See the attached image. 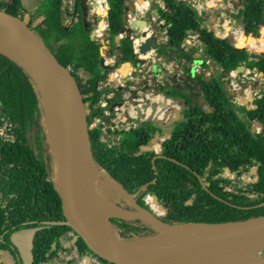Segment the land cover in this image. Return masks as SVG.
<instances>
[{"label":"trees","instance_id":"1","mask_svg":"<svg viewBox=\"0 0 264 264\" xmlns=\"http://www.w3.org/2000/svg\"><path fill=\"white\" fill-rule=\"evenodd\" d=\"M39 1L35 12L40 14L42 25L50 27L53 33L44 37L37 27L32 26L31 18L28 25L57 60L70 68L88 109L87 121L90 124L93 116L100 113L101 96L110 91L101 82L121 63H139L128 36L122 35L119 45L114 39L123 27L122 15L129 0H106L105 54L115 56V63L105 68L99 63L100 42L90 39L89 29L84 28L82 20L78 18L70 24L63 22V0ZM158 1L166 4L167 10ZM150 2L158 12L152 27L160 29V21L166 23V38L169 47L176 50L175 58L199 60L201 69H206L213 60L218 69L207 79L204 72H193L187 63H182L178 82L170 80L161 84L151 78L146 88L180 101V117L169 124L136 119L137 124L119 131V139L110 145L101 139L100 125L91 128V151L97 168L119 187L134 194L135 203L146 211L154 212L145 201V196L153 193L157 198L154 201L151 196L153 206L157 207L160 215L165 213L163 219L170 224L216 223L263 215L264 86L252 103L257 112L254 124H262V127L251 131L253 119L245 106L241 107V114L233 107L225 92V83L229 82L225 77L243 61L246 68L256 67L264 77V58L248 54L245 50H235L230 36L219 37L207 27H200L197 12L187 0ZM141 4L146 6L147 2L142 0ZM0 7L22 16L21 0H1ZM263 9L264 0H247L235 17L237 22L256 30L264 25ZM189 29L195 31L200 43L185 48L183 40ZM235 46H245L249 51L264 56V28L250 37L240 32ZM155 52L160 56L163 49L158 48ZM95 82L99 83L97 88ZM146 82L143 79L138 85L145 89L143 85ZM131 84L132 81H126V86ZM127 89L125 87L124 90ZM121 94L122 90L117 91V102ZM200 97L204 98L202 104L197 103ZM209 106L211 110H208ZM41 108L39 93L30 76L17 62L0 53V127L6 128L0 134V257L6 253L5 257L13 256L10 236L14 232L37 227L33 264H41L39 257L44 255L48 259L58 256L57 250L62 249L60 238L71 231L67 225L53 223L63 221L64 216L60 197L51 179L53 160ZM151 110L148 106L146 113H151ZM153 112L157 116L165 114L158 105ZM155 143L159 144L157 150ZM252 166L258 168L257 182L239 185L238 177L248 173ZM225 168L234 177H224ZM95 179L96 184L112 187L99 171L95 172ZM222 185H228L230 189H224ZM97 189L100 196L98 204L109 220L120 218L108 216L109 213H122L117 205L134 210L118 192L108 198L103 193L104 189ZM162 192H168L174 199L160 204ZM184 201L187 202L185 206L182 204ZM111 225L122 239L157 233L143 221L111 220ZM69 250L75 256L65 258L66 264H77L84 256H94L80 238L71 243ZM260 256L264 257V248Z\"/></svg>","mask_w":264,"mask_h":264},{"label":"water","instance_id":"2","mask_svg":"<svg viewBox=\"0 0 264 264\" xmlns=\"http://www.w3.org/2000/svg\"><path fill=\"white\" fill-rule=\"evenodd\" d=\"M91 1L96 17L93 19L95 28L89 30V37L90 39L99 40V63L101 67L105 68L108 66L105 58L107 42L104 37L97 38L99 36L97 29L100 26L99 19L106 21L108 6L105 0L106 8L104 13L100 14L97 1ZM158 2L167 10L166 4L161 1ZM76 9L77 2H74L71 20L74 19ZM129 11L136 12L133 20L128 19L127 14ZM169 12L172 11L169 10ZM152 13L154 16H158L157 8H153ZM122 21L123 27L120 33L114 37L117 45H119L118 40L122 35L129 37L130 34L134 33L135 35L145 36L139 44L141 53L145 54L150 49L156 48V42L150 37L152 32L148 31L145 11L143 8H137V0H129L122 15ZM83 23L86 27L84 19ZM165 25L166 23L160 24V26ZM186 33L188 35L195 33V31L189 29ZM232 46L237 47L235 43ZM0 53L17 62L32 79L41 100L42 122L45 105L48 104L51 108L57 133L55 146L49 141L45 127L44 131L53 160L51 179L60 197L64 216L63 221L53 223L70 227L72 233L71 243L80 238L95 257L109 264H232L241 251L250 247H253V250L264 247V214L243 220L216 223L170 224L158 212H150L140 208L133 199L134 194L128 193L121 187L122 191L113 189L123 195L134 207V210H127L117 205L124 216L111 220L143 221L155 228L157 233L140 238L122 239L117 232L113 236L99 232L95 228L88 210L91 202L97 203L99 201L95 179V172L99 169L91 151L90 128L87 121L88 109L69 67H65L57 60L50 49L28 25L27 13L23 16L14 15L1 7ZM252 53L256 57H261V54L254 51ZM137 65L133 66L129 61H125L116 68V71L124 81H127L130 76L135 75L137 72ZM210 68L215 70L213 60L207 67V71ZM244 69L243 61L234 71L242 73ZM248 69L257 72L256 67L250 66ZM112 74L111 72L109 75ZM257 74L258 80L245 81L238 87H233L230 82L225 83L226 94L236 99L246 109L254 108L252 103L255 94L264 86L262 72H257ZM145 76H147V73ZM206 78L210 79V75H206ZM98 84V82H95V88L98 87ZM103 87L109 89L110 85L104 83ZM116 94L117 91H113L110 98L109 109L111 111L115 110L114 106L117 104ZM129 101L132 104L135 103L132 98ZM203 101L204 98L200 97L197 103L202 104ZM155 105L154 103L148 105L152 109L151 113H145L144 115H142V110L148 107L145 103L141 104V108L135 107L137 118L140 121L169 124L177 120L182 112L181 103L177 100L169 99V101L158 104L160 108L165 110L163 116L154 114L153 108ZM208 110H211L210 106ZM250 130H256L253 122ZM165 135L168 136L169 134L166 133ZM252 169L255 171L256 176L249 181V184L256 183L258 179L257 166ZM225 171H229V169L225 168ZM182 204L185 206L187 202L184 201ZM166 215L170 216L168 213ZM191 226L198 227L199 230H195ZM163 228L169 230V233L161 235ZM37 229L36 227L28 231L14 232L10 236L11 243L18 252L21 264H33L34 238ZM259 262L264 264V257L260 258ZM0 263L14 264L11 257L0 259Z\"/></svg>","mask_w":264,"mask_h":264},{"label":"rangeland","instance_id":"3","mask_svg":"<svg viewBox=\"0 0 264 264\" xmlns=\"http://www.w3.org/2000/svg\"><path fill=\"white\" fill-rule=\"evenodd\" d=\"M96 1H97V7L99 9L100 14L104 13V10H105V2L103 0H96ZM21 2H22V6H23V11H22L21 15L23 16V15H25L27 13L28 19L31 18V24H32V26L37 27L41 31V33H42V35L44 37H46V38L47 37H50V35H52V33H53V30L50 27H46V26L42 25V23L40 22L41 21L40 14L35 12V7L38 6V4H39L40 1L39 0H21ZM74 2H77L76 12H78L79 14L82 13V15L85 14V13L88 14L87 17H86V21L88 23H90L89 28L90 29L95 28L94 27V24L92 22V18L94 16L93 15V13H94L93 11L94 10H93V7L91 6V3H92L91 0H79V1H76V0H63L62 1V8L65 11L63 13V22L65 24H70V22H71L72 8H73V3ZM190 2H195V0H190ZM206 2H208V0H199L200 5L203 6V7H208L207 4H206ZM86 3L88 4V7H87ZM210 3H211V1H210ZM211 4L213 5L214 4V1ZM211 4H210V6H211ZM141 6H143V5L141 4ZM149 8H152V5L151 4H150ZM82 10H84V11H82ZM208 11H209L208 13H210L212 15V18L214 19L215 18L214 16L217 15V13H216L217 12V9H214L215 12L213 11V9H210ZM83 12H85V13H83ZM202 13L203 14L205 13L203 9H202V12L201 13H199V14L197 13L198 18H199L198 19V23H197L198 25L201 23L202 15H203ZM79 14H76V16L79 15ZM218 19H219V22H218L219 25L216 27V31H219V28H222V24H223L222 23V17L219 18L218 16H216L215 21L217 22ZM73 20H76V18H74ZM99 23H100V26L97 29V32H98V35L99 36H97V38L104 37V33L106 31V28L105 27L103 28V26H104V20L103 19H99ZM230 28L231 27H228V29H230ZM245 28H246V26L243 23H240V22H236L235 21L234 25L232 26V30H231L230 34H228V36H230L231 39H232V43H236L237 42V38H238V35H239L240 32L243 31L245 34H247V36L250 37V36H254L256 33H258L259 32V29L264 28V26H261L260 28H258L256 30H253L251 28L248 29V30H246ZM100 32L103 33V34L100 35ZM223 33L224 32H221L219 34L220 37H222V34ZM236 48H239L241 50V49L246 48V47L245 46H241V47H236ZM247 52L248 53H252V51H249L248 49H247ZM261 57L264 58L263 55H261ZM247 69L248 68H245L242 71V73L244 71H246ZM242 73H239L238 72L236 74V76H235V79L233 80L234 81V85H236V87H238L239 85H241V83L245 82V80H246L245 79V75L244 76L241 75ZM251 74H249V75L246 74V75L249 77V76H251ZM225 79L229 80V82H230V79L231 78L227 76V78L225 77ZM139 87H140L139 85L138 86H135L134 90H132L131 93H130L132 99L135 100V103L132 104L129 101V105L127 106V110H130V111L133 110V113L135 115H136L135 107L141 108V104L142 103H145L148 106L151 103H154V104L158 105L159 103L166 101V99L164 98V95L161 94V93H158V94L155 93V94H153V96H150L151 97L150 99H143V101H138L136 99L138 97V94H137V91L136 90ZM150 89H147V88L142 89V87H140V90L142 92H148ZM230 100H231V103H232L233 107L241 114V112H242L241 111V109H242L241 107L244 106V105L239 104L237 102V100L234 99V98H231L230 97ZM142 111H143L142 115H144L146 113V108L143 109ZM247 111L251 115V117L253 119L252 122L254 123L255 116L257 115L256 110L254 108H251V109H247ZM137 119L139 120V118H137ZM43 122H44V127L46 129V122H45L44 119H43ZM88 126H89V128H91L90 127V124H88ZM255 126H256V130H260L262 124L260 126H257V125H255ZM119 127H120V125L118 126V128H115L116 129L115 131L119 130L120 129ZM1 128H2L3 131L6 130L5 127H1ZM102 138H104L103 135H102ZM160 139H162V137ZM154 147L157 150L158 147H159V144L158 143H155L154 144ZM253 167L254 166H252L250 168V170H249L248 173H243L240 177H238V179L240 180L239 185H241V183H244V184L249 185V181L252 180L256 176L255 171L252 169ZM98 171L101 172V175L103 176V178H109L102 170H98ZM224 177L232 178V177H234V175H232L229 171H225L224 172ZM222 186H223L224 189H227V190L230 189L228 185H222ZM114 192H116V190H114L113 187H106L103 193H105V195L108 198H110L111 195H114ZM162 194H163V196L159 200L160 204L171 202V200L174 199V197H171L168 192H162ZM152 195H153V193L147 194L145 196V201L149 204V206L152 209H154V211L157 212V207L153 206V203H152V200L153 199L151 200V196ZM99 198H100V196H99ZM109 215H112V214L109 213ZM164 215H165V213H163V216ZM173 215H175V214H173ZM173 215H171V216H173ZM109 225H110V230H111L112 234L113 235H116V231H115L114 227L111 225V219L109 220ZM62 243L65 244V246H66L65 251L62 252L60 255L54 256L51 259H49L50 260V263H53V264H66L64 262V259L65 258H72L73 257L74 252L69 250L70 249V245H71L70 235L64 236L62 238ZM261 249L262 248H257L255 250H253L251 252L252 255L253 256H256L258 258H263L262 256H260ZM90 259L91 258H87V256H84L82 259H80V260L77 261V264H84V261H87V264H88L89 261H90ZM253 264H261V263L260 262H255Z\"/></svg>","mask_w":264,"mask_h":264},{"label":"built area","instance_id":"4","mask_svg":"<svg viewBox=\"0 0 264 264\" xmlns=\"http://www.w3.org/2000/svg\"><path fill=\"white\" fill-rule=\"evenodd\" d=\"M187 1L190 2V0H187ZM190 3L193 6V8H197L195 2H190ZM105 8H106V3H105ZM198 14H199V11H198ZM127 15H128L129 20H133L135 18V15H132L130 13H128ZM202 18H203V16H202ZM106 25H107V22L104 21L103 28L104 27L106 28ZM101 32H100V34H101ZM226 34H227V32L224 31V33L222 34V37H225ZM129 38L131 41V47H132L133 53L136 56V58L139 59L137 72L135 73V75L130 76V78L128 79V80L132 81L133 84L126 86V81H124L122 79L121 75L116 71V69H114L112 71L113 74L108 75L101 82L102 86L104 83H108L110 85V88H109L110 91H109V93L103 94L101 96V98L99 100L100 113L98 115H94L91 122H90L91 128H94L97 125H100V127H101V139L103 141L107 142L108 145L114 143L117 139H119V135H118L119 131L127 130L131 127H134L137 124V122H136L137 116L133 113V110H131V111L127 110V106L129 105V99L132 98L130 93H131V90H134L135 86H138L139 81L146 79L144 76L146 73L148 76L149 72L146 71V69H147V67L148 68L150 67L149 63L152 64L158 60V55L156 54V52L154 53L153 50L147 51L145 54H143L139 51L140 41L143 40L145 38V36L135 35L133 33V34H130ZM106 61H107V64L115 63V56H107ZM248 72L249 73L252 72V74H251V76L247 77L248 78L247 80L252 81V80H258L259 79L257 72L249 71V70H248ZM143 73H144V75H142ZM229 73L231 76H235V73L233 71H230ZM110 80H112V81H110ZM247 80H245V81H247ZM230 83L233 85V87H236V85H234L233 80H231ZM98 86H99V84H98ZM125 87H128V89L124 90ZM120 90H122L121 98H120L119 102H117V104L114 106L115 110L111 111L109 109V105L111 104L110 98L112 96V92L113 91H120ZM136 91L138 94V97L136 99L138 101H143V99H150L151 98L150 96H153V94H155L153 92V89H150L148 92H142L140 90V87H139ZM156 94H158V93H156ZM164 98L166 99V101H169V98H166L165 96H164ZM119 125H120V127H119L120 129L115 131L116 130L115 128H118ZM3 133H4V131L0 127V134H3ZM102 135L104 136V138H102ZM39 259H40L41 264H53V263H50V260L45 255L39 257ZM88 264H109V263L103 262L97 257H93L90 259Z\"/></svg>","mask_w":264,"mask_h":264},{"label":"crops","instance_id":"5","mask_svg":"<svg viewBox=\"0 0 264 264\" xmlns=\"http://www.w3.org/2000/svg\"><path fill=\"white\" fill-rule=\"evenodd\" d=\"M148 1V4L146 6H141L140 5V2H142V0H137V8H143L144 11H145V15H146V19L148 21V31L152 32L151 34V38L154 42H156V48L155 49H150L149 51L153 50V52L155 53V51L158 49V48H162L163 49V54L158 56V60L155 62V63H152L150 65V67L146 69V71H151V73H148V76H145L144 73L142 75L145 76V78L147 79V82L144 83L143 87L146 88L147 84L150 82V79L151 78H154L157 82H160L161 84L163 83H168V81H173L174 82H178L179 79H178V76H179V73L181 72V69H182V63H187L189 64L191 67H192V70L193 72L194 71H202L204 72V75H208V74H211V73H216L217 69H218V66L215 64V70L210 68L208 71H207V68L206 69H201L200 68V62L199 60H193V61H187V60H182V59H177L175 58V53H176V50L175 49H172L169 47V43L167 41V38H166V27L165 26H160V29H157V28H153L152 27V22L156 19L157 16H154L153 13H152V9L153 8H156V7H152V8H149L151 2L150 0H147ZM211 0H208V2H206L207 6L208 7H203V6H200L201 9L204 10V14H203V18L201 20V23L199 24L200 27H207L208 29L212 30L213 33L217 36H220L219 34L221 32H224L226 31L228 34H230L231 30L232 29V26L234 25L235 23V20L234 18H230L229 16H226V15H223L224 14V10L225 8H227V6H230L232 5V2L231 0H212L214 1V4L212 5L210 3ZM157 2V0H156ZM211 4V6H210ZM210 9H217V15L219 18L222 17V28H219V31H216V27L219 25V19L217 20V22L215 21V18L216 16H214L215 18L213 19L212 18V15L210 13H208ZM215 12V11H214ZM132 15H136V12H128ZM201 13V12H199ZM221 16V17H220ZM162 24V22H161ZM228 27H231L230 29H228ZM139 35V34H138ZM199 41L197 39V34L196 33H190L188 34L185 39L183 40V46L185 48H191V47H194V46H197L199 45ZM233 49L235 50H240L239 48H235L233 47ZM248 53V52H247ZM248 54H253V53H248ZM107 57V55L105 56V58ZM211 61L209 62V65H210ZM133 65V64H131ZM208 65V67H209ZM135 66V65H133ZM250 67V66H249ZM253 67V66H251ZM246 68V67H245ZM248 68V67H247ZM137 69H138V65H137ZM249 69H247L246 71H244L241 75L242 76H246L245 79L247 80L249 74H251L252 72H248ZM233 72L235 73V76L237 74V72H235L233 70ZM247 74V75H246ZM171 77H170V76ZM235 76H231L230 73L228 74V77H230L232 80L235 79ZM230 79V81H231ZM249 81V80H247ZM246 81V82H247Z\"/></svg>","mask_w":264,"mask_h":264},{"label":"bare ground","instance_id":"6","mask_svg":"<svg viewBox=\"0 0 264 264\" xmlns=\"http://www.w3.org/2000/svg\"><path fill=\"white\" fill-rule=\"evenodd\" d=\"M110 81H112V80H110ZM43 117H44V120L46 122V130H47L48 139L51 142V144L53 146H55L56 142H57V133H56L55 121H54V118H53V115L51 112V108L48 104L45 105ZM105 179L109 182V184L113 188H115L119 191H122L121 188L115 182L112 181V179H110V178H105ZM97 187L104 189V190L106 188L105 186H103L101 184H97ZM152 197H153V200L156 201V199H157L156 196L152 195ZM88 210H89V214L91 216V219L93 221L95 228L103 234L113 236V234L110 230L109 219L106 216V214L103 212V210L100 207V205L98 204V202L97 203L91 202ZM111 214L115 215V216H119V217L124 216L123 212L121 214H119V213H111ZM191 227L195 230H199L198 227H195V226H191ZM168 233H169V230L163 228L161 230L160 234L166 235ZM252 250H253V247H250V248H247V249L241 251L240 253H238L235 260L232 262V264H253L255 262H259L260 258L253 256L251 253ZM84 264H85V261H84Z\"/></svg>","mask_w":264,"mask_h":264},{"label":"flooded vegetation","instance_id":"7","mask_svg":"<svg viewBox=\"0 0 264 264\" xmlns=\"http://www.w3.org/2000/svg\"><path fill=\"white\" fill-rule=\"evenodd\" d=\"M76 1H79V0H76ZM225 1V0H224ZM231 2H232V5H230V6H227V8H225V10H224V14L223 15H226V16H229L230 18H234V19H236L235 21L237 22V18L235 17V15H237V14H239L242 10H243V8H244V6H245V4H246V2H247V0H231ZM195 3H196V7L197 8H194L195 10H196V12L198 13V11L199 12H202V9L200 8V3H199V0H195ZM86 5H87V7H88V4L86 3ZM92 6V5H91ZM204 9V8H203ZM264 10V9H263ZM82 11H84V10H82ZM85 13V12H84ZM76 14H79L78 12H76L75 13V16H74V18H76V19H78V18H80L81 20H82V22H83V19H84V21H85V23H86V27H84L85 29H89L90 30V28H89V26H90V23H88L87 21H86V17H87V15L88 14H83L82 15V13H80L79 15H77L76 16ZM203 14V13H202ZM93 18H92V22H93V19L96 17V15L93 13ZM203 16V15H202ZM73 20H71V22H72ZM160 23H161V21H160ZM83 25H84V23H83ZM264 26V25H263ZM246 30H248V29H250V28H245ZM230 30H232V29H230ZM228 35V33L226 34V36ZM241 50H245L246 52H247V49L246 48H243V49H241ZM66 235H72V233H71V231H67L66 233H65V235L64 236H66ZM63 236V237H64ZM63 237H61L60 238V240H61V244H62V249H58L57 250V254L58 255H60L62 252H64L65 251V249H66V246H65V244H63L62 243V238ZM71 240V239H70ZM10 247H11V249L13 250V256H10L11 258H12V260H13V262H14V264H21V260H20V258H19V255H18V252H17V250H16V248L12 245V243H10ZM70 248H71V245H70ZM6 254H8V253H6ZM6 254H4V256L2 255L1 257H0V259H2L3 257H5L6 256ZM74 256H75V253L73 254V257L72 258H74ZM87 257H89V258H93V257H95V256H87ZM83 258V257H82ZM81 258V259H82ZM80 260V259H79Z\"/></svg>","mask_w":264,"mask_h":264}]
</instances>
